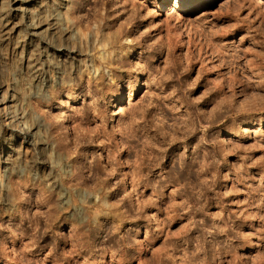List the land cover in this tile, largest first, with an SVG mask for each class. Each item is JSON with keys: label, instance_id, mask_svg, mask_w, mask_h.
<instances>
[{"label": "rangeland", "instance_id": "rangeland-1", "mask_svg": "<svg viewBox=\"0 0 264 264\" xmlns=\"http://www.w3.org/2000/svg\"><path fill=\"white\" fill-rule=\"evenodd\" d=\"M66 1L49 59L0 23V264H264V0Z\"/></svg>", "mask_w": 264, "mask_h": 264}, {"label": "bare ground", "instance_id": "bare-ground-1", "mask_svg": "<svg viewBox=\"0 0 264 264\" xmlns=\"http://www.w3.org/2000/svg\"><path fill=\"white\" fill-rule=\"evenodd\" d=\"M55 9H42L38 13H32L27 10L24 0H12V6L8 9L5 2L0 1V23L2 26L1 37L3 40L14 39L16 47H23L26 59L36 61V59H49L47 54L51 44L57 45V40L68 34V30L61 26V11L67 9L66 0H61ZM189 0H176V4ZM201 1V0H199ZM69 10V9H68ZM57 42V43H56ZM62 53L65 48H58ZM62 55H65L62 53ZM44 57V58H43ZM32 59V60H31ZM30 72L32 76L38 78L42 70L38 62H31ZM41 89L40 81L35 86L36 94ZM15 97L13 95L0 94V141L10 147L11 153L0 159L3 168L6 171H16L21 164V154L12 146L14 142L29 144L35 148H41L44 145L40 138L39 127L36 123L29 121L25 112L19 111L15 106ZM15 103V104H13ZM118 109H121L118 106ZM121 110L116 112L119 114ZM62 129L67 130L65 120H61ZM9 129V133L2 139L3 133L1 126ZM61 128V127H59ZM5 135V134H4ZM2 139V140H1ZM10 173V172H9ZM19 173V172H18ZM54 186V185H53ZM65 199L63 198V201Z\"/></svg>", "mask_w": 264, "mask_h": 264}]
</instances>
